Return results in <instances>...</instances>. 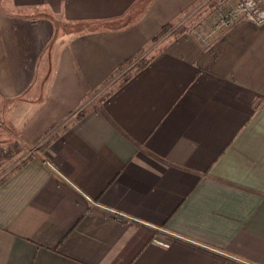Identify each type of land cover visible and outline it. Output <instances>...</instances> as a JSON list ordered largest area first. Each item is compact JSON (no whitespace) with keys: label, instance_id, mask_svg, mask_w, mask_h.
<instances>
[{"label":"crops","instance_id":"1","mask_svg":"<svg viewBox=\"0 0 264 264\" xmlns=\"http://www.w3.org/2000/svg\"><path fill=\"white\" fill-rule=\"evenodd\" d=\"M196 1L0 0V264H264V22L144 55Z\"/></svg>","mask_w":264,"mask_h":264},{"label":"rangeland","instance_id":"2","mask_svg":"<svg viewBox=\"0 0 264 264\" xmlns=\"http://www.w3.org/2000/svg\"><path fill=\"white\" fill-rule=\"evenodd\" d=\"M241 1H243L245 4L249 0H197L195 3H193L190 12L181 14L177 20L169 23L171 26L170 28L166 29V32L163 31V33L160 34L158 38H154L151 41L149 47L145 49V57H149L151 54L158 51L159 46L162 44L160 41L161 37L175 38L182 34H188L201 43L203 42L202 39H204V43L202 44H209L210 37H214L216 31L225 29L233 24V22L237 21H231L227 25L221 24L222 16L236 8L241 3ZM252 1L260 7H264V0ZM241 19L244 18L241 17L238 20ZM176 27H178L177 31H175ZM178 32L181 33L176 35ZM110 90H108V88L103 90V92L100 93V96L102 98L105 97V95H107ZM12 143L13 142H11V144ZM16 144L18 143L14 142V144L10 145V148L8 149H5V147L3 148L2 146V150L0 151V179L6 176L13 168L25 160L29 155L28 152L33 151V149L29 150L28 148L21 150L20 146H17Z\"/></svg>","mask_w":264,"mask_h":264},{"label":"built area","instance_id":"3","mask_svg":"<svg viewBox=\"0 0 264 264\" xmlns=\"http://www.w3.org/2000/svg\"><path fill=\"white\" fill-rule=\"evenodd\" d=\"M241 17L249 22L261 24L264 22V7H260L252 0L247 1L245 4L241 1L236 8L222 16L221 24L227 25ZM202 41L204 42V39Z\"/></svg>","mask_w":264,"mask_h":264},{"label":"trees","instance_id":"4","mask_svg":"<svg viewBox=\"0 0 264 264\" xmlns=\"http://www.w3.org/2000/svg\"><path fill=\"white\" fill-rule=\"evenodd\" d=\"M170 24H167V25H165V26H163L162 28H161V30H160V32L156 35V37L155 38H158V36L160 35V34H162L163 33V31H167L166 29H168V28H170ZM177 29H178V27H176V30L175 31H177ZM180 31V30H179ZM181 33V32H180ZM179 32L176 34V35H178V34H180ZM131 60H129L128 62H130ZM148 63V60L147 59H144V58H142V59H139L136 63H135V65H134V70H136V69H140V68H142V67H144L146 64ZM131 72H133V71H130V72H128V73H126V74H123L122 75V77H121V79H120V81H119V83H122V82H124L132 73Z\"/></svg>","mask_w":264,"mask_h":264}]
</instances>
